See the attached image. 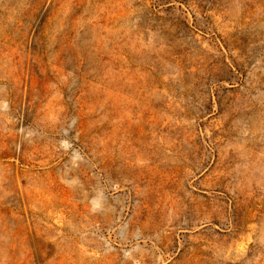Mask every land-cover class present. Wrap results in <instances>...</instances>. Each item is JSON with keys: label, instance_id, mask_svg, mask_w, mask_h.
Wrapping results in <instances>:
<instances>
[{"label": "rangeland", "instance_id": "rangeland-1", "mask_svg": "<svg viewBox=\"0 0 264 264\" xmlns=\"http://www.w3.org/2000/svg\"><path fill=\"white\" fill-rule=\"evenodd\" d=\"M0 264H264V0H0Z\"/></svg>", "mask_w": 264, "mask_h": 264}]
</instances>
